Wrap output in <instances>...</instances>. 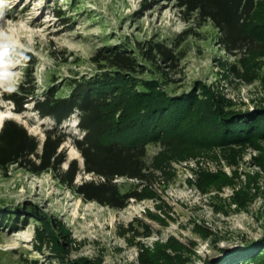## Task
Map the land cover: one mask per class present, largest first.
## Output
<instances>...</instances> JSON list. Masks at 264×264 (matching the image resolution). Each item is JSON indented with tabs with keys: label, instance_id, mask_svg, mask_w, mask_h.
I'll use <instances>...</instances> for the list:
<instances>
[{
	"label": "rangeland",
	"instance_id": "1",
	"mask_svg": "<svg viewBox=\"0 0 264 264\" xmlns=\"http://www.w3.org/2000/svg\"><path fill=\"white\" fill-rule=\"evenodd\" d=\"M2 0L0 88L24 78L26 51L41 92L49 77L58 82L91 74V56L104 45L153 37L182 39L184 56L165 74L151 64L139 78L154 79L159 98L185 104L186 115L170 144L147 145L151 160L140 198L123 208L87 201L49 171L12 168L0 174V204L22 209L27 220L0 225L1 264H252L264 252V0L247 23L253 42L229 52L210 22L183 19L166 0ZM145 3H150L145 7ZM61 7L66 20L55 9ZM140 11V12H139ZM135 49V48H134ZM136 50V49H135ZM28 54V57L31 55ZM52 82V81H51ZM40 92V93H41ZM136 102V101H135ZM150 106H152L150 104ZM164 115L172 107L161 105ZM147 107V106H146ZM153 107V106H152ZM148 108V107H147ZM138 119L160 112L140 114ZM167 109V110H166ZM0 111L42 141L54 120L32 103L22 112L0 96ZM11 113H8L10 112ZM152 112V113H151ZM146 119V117H145ZM178 121V122H177ZM73 114L61 125L81 134ZM149 137V134L147 135ZM60 150L83 166L72 138ZM91 178L82 172L76 182ZM123 189L137 180L120 177Z\"/></svg>",
	"mask_w": 264,
	"mask_h": 264
},
{
	"label": "trees",
	"instance_id": "2",
	"mask_svg": "<svg viewBox=\"0 0 264 264\" xmlns=\"http://www.w3.org/2000/svg\"><path fill=\"white\" fill-rule=\"evenodd\" d=\"M166 1H171L179 15L190 23L210 21L219 30L218 38L229 52L244 51L251 46L253 37L247 33V23L257 0ZM149 4L145 3V7ZM79 7L75 0L69 12ZM54 11L66 20L64 9L59 7ZM189 33V29H185L181 41L169 42L159 37L138 41L136 50L128 41L99 47L90 58L95 66L91 74L72 75L61 82L51 75L43 92L35 77L37 61L25 51L22 56L29 65L24 78L15 88H0V96L12 102L17 112L25 111L32 103L34 111L51 117L54 123L45 128L41 141L22 123L13 118L5 119L0 128V174L7 175L12 168L34 174L49 171L61 185L69 187L82 199L113 208H123L131 199L140 198V187L147 182L151 169L148 143L156 141L161 147L168 146L172 141L168 132L176 129L186 115V108L185 104L165 103L166 100L154 92L156 81L139 78V75L148 69V63L165 74L175 70L184 56L179 45ZM140 104L143 105L140 114L152 108V112L159 110L160 115L145 114L138 119L135 109ZM161 105L172 107L163 119ZM73 114L77 115L80 135L61 129L63 122ZM172 119L179 122L173 125ZM68 137L83 157L82 167L76 158L62 167L67 155L60 147ZM82 171L91 178L76 182L77 174ZM120 177L137 180V183L123 189L117 181ZM20 208L0 204V225L13 228L25 222L27 215L23 213L25 215L20 217ZM258 258L252 264H264V252Z\"/></svg>",
	"mask_w": 264,
	"mask_h": 264
},
{
	"label": "bare ground",
	"instance_id": "3",
	"mask_svg": "<svg viewBox=\"0 0 264 264\" xmlns=\"http://www.w3.org/2000/svg\"><path fill=\"white\" fill-rule=\"evenodd\" d=\"M8 113H11V111L8 112ZM6 115H7V112L5 113V111H4V112L0 111V127H1V124H2V119H3V117L6 116ZM7 116H8V115H7Z\"/></svg>",
	"mask_w": 264,
	"mask_h": 264
},
{
	"label": "clouds",
	"instance_id": "4",
	"mask_svg": "<svg viewBox=\"0 0 264 264\" xmlns=\"http://www.w3.org/2000/svg\"><path fill=\"white\" fill-rule=\"evenodd\" d=\"M0 3H2V0H0ZM0 15H2V12H0Z\"/></svg>",
	"mask_w": 264,
	"mask_h": 264
}]
</instances>
